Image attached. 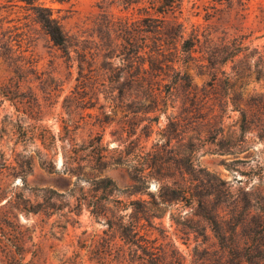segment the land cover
Masks as SVG:
<instances>
[{
    "label": "rangeland",
    "instance_id": "374dc122",
    "mask_svg": "<svg viewBox=\"0 0 264 264\" xmlns=\"http://www.w3.org/2000/svg\"><path fill=\"white\" fill-rule=\"evenodd\" d=\"M32 1L69 49L32 4L0 0V264H115L143 171L198 174V216L181 204L141 220L168 264L227 261L210 209L232 208L229 189L238 211L263 204L264 0H178L164 15L151 0Z\"/></svg>",
    "mask_w": 264,
    "mask_h": 264
},
{
    "label": "trees",
    "instance_id": "16d2710c",
    "mask_svg": "<svg viewBox=\"0 0 264 264\" xmlns=\"http://www.w3.org/2000/svg\"><path fill=\"white\" fill-rule=\"evenodd\" d=\"M22 1L33 5L32 7L40 23L54 43L62 49L68 50V35L63 29L59 19L53 16L52 11L41 5L35 6L32 0ZM110 1H120L129 5L144 2V0ZM177 2L178 0L150 1L151 7L154 9L155 13L162 15L173 9ZM164 46L165 42L161 41L160 44H157V50L161 51ZM191 47L188 48L191 49ZM156 89L159 88H156V86L152 84L151 90L155 91ZM260 124L262 130L260 137L264 140V103L263 111L260 115ZM49 149L50 148H46L48 151ZM42 155L48 158L49 152H45ZM187 160H189V158ZM154 178L152 174H145L143 171L138 180L144 183L145 190L138 189L131 192L147 195V197H140L137 202L138 206L134 208L139 218L133 221L129 228H125L127 230L125 234H122V239L124 241L117 247L118 256L115 264H168V260L164 258L163 254L157 252V248L151 244V241L140 233L141 220L153 223L155 219L162 218L165 215L169 205H176L178 209L182 206L181 204L190 207L193 216H198V206L195 207L196 204H198V174H180L179 176H169L167 179L155 178L159 180L157 191L146 192V188L149 187V181ZM85 180L90 182L93 188L110 187L112 190H119L115 182L108 177H88ZM6 188L2 179H0V198L5 195ZM230 194L231 190L229 189L228 197L225 201L226 204L232 208H230L228 212H224L226 209H222L223 206H218L209 211V215H211L209 219L216 225L215 233L218 238L219 251L223 255H227V261L223 263L221 260V264H264V258L258 254L264 253V196L262 197L263 204H261V206L258 207V204H252L254 199L251 198L248 201L249 207L247 210L241 212L236 209L237 200L234 201L229 199ZM199 202L201 205L207 206L209 199L207 197H202L199 199ZM227 224L228 226H226ZM257 233L259 234V238H257ZM241 234L245 235L244 238H242L243 241L240 238ZM106 247L113 249L114 244L112 242L107 243ZM102 264H105V262L102 261ZM106 264H108V262Z\"/></svg>",
    "mask_w": 264,
    "mask_h": 264
}]
</instances>
